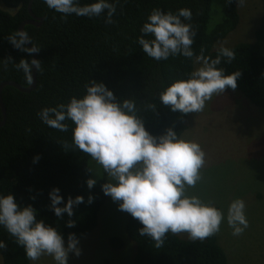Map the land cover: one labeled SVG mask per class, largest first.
Returning a JSON list of instances; mask_svg holds the SVG:
<instances>
[{
    "label": "trees",
    "instance_id": "trees-1",
    "mask_svg": "<svg viewBox=\"0 0 264 264\" xmlns=\"http://www.w3.org/2000/svg\"><path fill=\"white\" fill-rule=\"evenodd\" d=\"M29 2L0 0V84L29 85L22 71H17L12 63L4 71L2 63L8 58L13 63L32 60V54L15 49L6 39L18 31L23 21L31 19ZM94 2L79 0L81 6ZM261 2L263 16L254 42L228 47L234 51L235 59L231 63L222 59L217 66L224 69L225 75L241 72L236 89L225 91L240 92L258 108L264 107V0ZM157 8L173 14L182 8L191 10L193 18L186 23H192L197 32L193 51L199 54L203 47L204 55L211 58L217 55L215 45L234 31L239 22L236 0L231 3L217 0L214 7L212 0H119L113 24H105L103 14L93 18L73 14L62 21V14L49 9L44 0H35L31 6L32 14L42 19V23L39 27L26 26L24 31L32 45L40 49L37 60L41 61L43 71L37 72L36 88L30 93L13 87L2 91L6 122L0 127V196L11 194L19 207L31 206L37 220L43 219L46 225L56 228L64 242L69 234L80 240L96 229L99 212L108 197L101 191V185L109 180L102 169L99 180L89 189L86 181L90 179L91 157L61 146L64 142L71 145L73 123L65 121L68 131L60 132L45 125L37 113L67 104L72 97L82 98L86 94L84 85L95 81L104 84L117 102L133 99L137 115L144 120L150 135L159 137L171 129L180 138L190 113L171 111L162 105L158 94L172 83L188 79L195 63L179 55L156 61L143 52L137 43L142 35L140 29L150 12ZM149 103L156 105L155 112L145 108ZM52 189H59L58 194L63 198L58 207H64L69 197L81 196L84 202L73 207L71 217L63 214L58 218L49 207ZM89 196L93 198L90 204ZM69 220L75 223L74 227L65 226ZM142 227L128 214L126 233L136 246L132 264H227V255L216 235L201 242L169 233L164 245L156 248L151 238L139 235ZM0 241L7 246L0 249V264H30L24 248L2 226ZM107 245L117 250L123 242L113 236Z\"/></svg>",
    "mask_w": 264,
    "mask_h": 264
},
{
    "label": "clouds",
    "instance_id": "clouds-1",
    "mask_svg": "<svg viewBox=\"0 0 264 264\" xmlns=\"http://www.w3.org/2000/svg\"><path fill=\"white\" fill-rule=\"evenodd\" d=\"M236 2L238 7L245 4V0ZM44 3L62 14V21L73 14L88 18L103 14L105 24H113L112 17L119 0H96L83 6L79 0H44ZM192 18V12L187 8L179 9L175 14L153 9L137 39L143 52L156 61L179 55L200 65L188 79L178 80L158 94L163 106L184 115L200 113L214 96L221 95L226 89L235 90L241 75V72L225 75L224 69L217 67L222 59L227 63L235 59L233 50L221 46L215 58L205 56L203 47L199 54L193 51L197 32L192 23H186ZM6 39L21 52L29 55L40 52L23 30L14 31ZM26 43L31 47H25ZM2 63L4 71L8 70L9 63L22 71L28 84L33 80V67L37 72L43 71L41 61L37 59L13 63L8 58ZM84 87L86 94L82 98L72 97L67 104L44 108L37 115L45 125L60 132L68 131L65 121L73 123L71 145L64 142L61 146L90 156L103 169L109 182L101 185V191L113 202H118V210L130 214L143 226L139 229L140 236L151 238L156 248L164 245L169 233H186L190 240L203 242L220 231L225 218L233 236L244 233L249 223L242 199H234L229 204L225 217L214 206L187 194L188 189L195 188L202 179L200 170L205 165V153L198 143L179 138L171 129L154 137L145 130L144 120L137 115L133 99L117 102L104 84L95 81ZM145 108L156 111L153 103L146 104ZM35 159L38 157L34 162ZM95 184L94 179L86 181L89 189ZM58 193L59 189L49 193L50 210L58 218L63 214L71 217L73 207L84 202L81 196L69 197L64 207H58L64 202ZM92 200L89 196L88 203ZM0 226L24 248L26 259L30 261L48 256L54 264H67L69 253L76 257L81 255L74 234L68 235L65 247L64 237L56 228L46 225L43 219L37 220V213L31 206L19 207L11 194L0 196ZM65 226L72 228L75 223L69 220ZM6 247L0 241V249Z\"/></svg>",
    "mask_w": 264,
    "mask_h": 264
},
{
    "label": "rangeland",
    "instance_id": "rangeland-1",
    "mask_svg": "<svg viewBox=\"0 0 264 264\" xmlns=\"http://www.w3.org/2000/svg\"><path fill=\"white\" fill-rule=\"evenodd\" d=\"M216 1L212 0L213 7ZM236 8L237 27L214 50L254 42L263 16L261 0H245L243 7L236 2ZM198 67L194 64V70ZM180 138L198 143L205 153L202 179L195 188L188 189V195L216 207L225 217L234 199L245 202L249 227L244 233L233 236L225 218L216 234L227 264H264V107H255L238 91H224L207 102L202 112L190 113ZM89 169L90 179L97 182L102 168L91 159ZM127 218L128 213L118 210V202L107 197L96 229L78 240L81 255L69 253L67 264H132L136 246L126 233ZM113 236L122 240L120 249L108 247L107 240ZM177 236L189 239L184 233ZM30 264L54 261L43 256Z\"/></svg>",
    "mask_w": 264,
    "mask_h": 264
},
{
    "label": "water",
    "instance_id": "water-1",
    "mask_svg": "<svg viewBox=\"0 0 264 264\" xmlns=\"http://www.w3.org/2000/svg\"><path fill=\"white\" fill-rule=\"evenodd\" d=\"M34 1L35 0H30V2L28 4V13H29V16L31 17V19L23 21L19 25L18 31H20V30L24 31V28L26 26H29V25L35 26V27H39L41 25L42 19L35 18L34 15L32 14V11H31V6H32ZM25 45L27 47H29V48L31 47L30 44L26 43ZM32 59H37V53L32 54ZM36 76H37V71L33 67V70H32L33 80H32V83L29 84L27 87H21L20 85L14 83V82H3V83L0 84V109H1V113H2V119L0 121V127L4 126V124L6 122V110H5V107L3 105V101H2V91H3V89L5 87H13V88H15L16 90H18V91H20L22 93H30L36 88V84H37Z\"/></svg>",
    "mask_w": 264,
    "mask_h": 264
}]
</instances>
